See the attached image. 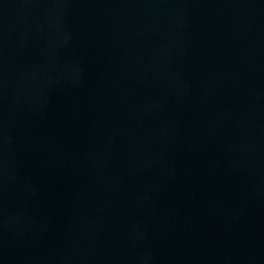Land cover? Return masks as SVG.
I'll list each match as a JSON object with an SVG mask.
<instances>
[{
    "label": "water",
    "instance_id": "water-1",
    "mask_svg": "<svg viewBox=\"0 0 264 264\" xmlns=\"http://www.w3.org/2000/svg\"><path fill=\"white\" fill-rule=\"evenodd\" d=\"M0 264H264V0H0Z\"/></svg>",
    "mask_w": 264,
    "mask_h": 264
}]
</instances>
